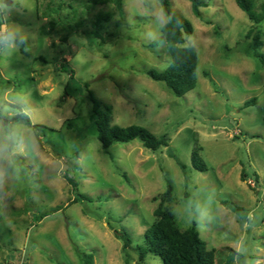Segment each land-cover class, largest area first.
<instances>
[{"label": "rangeland", "instance_id": "obj_1", "mask_svg": "<svg viewBox=\"0 0 264 264\" xmlns=\"http://www.w3.org/2000/svg\"><path fill=\"white\" fill-rule=\"evenodd\" d=\"M9 1L0 25L19 31L15 48L0 47V264H84L83 254L162 264L136 251L160 204L181 231L196 226L216 264H264V66L235 0H205L202 18L189 0H168L195 29L186 45L198 51V84L183 97L146 75L171 63L158 0H124L123 15L83 0ZM100 13L112 19L95 26ZM260 30L264 44V22ZM88 89L113 107V125L145 127L169 146L134 140L104 151ZM16 106L40 138L13 121ZM196 148L206 172L192 166ZM81 195L90 200L73 203Z\"/></svg>", "mask_w": 264, "mask_h": 264}, {"label": "trees", "instance_id": "obj_2", "mask_svg": "<svg viewBox=\"0 0 264 264\" xmlns=\"http://www.w3.org/2000/svg\"><path fill=\"white\" fill-rule=\"evenodd\" d=\"M89 5H107L112 4L120 15L124 13V0H83ZM162 11L167 18V22L162 27V36L166 43L167 51L171 57V63L164 71L150 69L146 75L153 81L162 82L177 97H183L188 92L193 91L198 84V64L199 55L195 47L186 45V36L194 34V26L182 14L175 11L168 0H158ZM192 5L193 14L197 18H202L201 9L208 6L205 0H189ZM257 0H235L238 7L246 13L252 22V28L247 34V38L252 40V53L264 66V53L262 52L263 41L261 24L264 22V3L257 11ZM112 19L111 13H100L97 16L95 26L102 22H109ZM152 45H157L156 42ZM61 69L71 74L73 71L61 66ZM88 98L92 105L94 122L98 132V140L104 151L115 143H130L139 140L145 148L151 151H158L163 147H168L169 142L166 136L158 137L151 133L147 128L137 125L121 127L111 123L113 107L100 102L94 94L88 89ZM248 101L246 105L253 103ZM21 112L13 121L23 123L32 128L37 137L40 138V126L33 124L28 115L22 112L20 106H16ZM192 166L200 171H208V166L200 154V149L196 148L191 157ZM245 176V175H243ZM244 178V177H243ZM65 179L72 186L74 191H78L76 182L68 175ZM244 181V180H243ZM172 185L167 187L163 198L171 199ZM81 199L90 200L87 196H77L73 203ZM155 222L145 232L144 244L138 246L136 251L139 259L144 261L149 253L161 258L162 264H216V251L209 250L206 242L200 237L199 232L194 225L186 231H181L177 226L175 216L171 210L165 209L160 204L154 211ZM118 237L124 242L123 252L127 254L132 246L131 238L126 234H118ZM84 264H94L93 256L83 254ZM128 263V260H126Z\"/></svg>", "mask_w": 264, "mask_h": 264}, {"label": "clouds", "instance_id": "obj_3", "mask_svg": "<svg viewBox=\"0 0 264 264\" xmlns=\"http://www.w3.org/2000/svg\"><path fill=\"white\" fill-rule=\"evenodd\" d=\"M9 4L0 3V9L9 8ZM19 31L18 27L13 25L9 27L8 24L0 25V47L5 49H13L17 46V32ZM4 147L0 145V154L3 153Z\"/></svg>", "mask_w": 264, "mask_h": 264}, {"label": "water", "instance_id": "obj_4", "mask_svg": "<svg viewBox=\"0 0 264 264\" xmlns=\"http://www.w3.org/2000/svg\"><path fill=\"white\" fill-rule=\"evenodd\" d=\"M6 4H9V5H11V2H10L9 0H7V1H6Z\"/></svg>", "mask_w": 264, "mask_h": 264}]
</instances>
